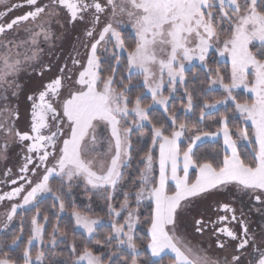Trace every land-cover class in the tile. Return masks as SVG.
Segmentation results:
<instances>
[{"label": "snow or ice", "instance_id": "1", "mask_svg": "<svg viewBox=\"0 0 264 264\" xmlns=\"http://www.w3.org/2000/svg\"><path fill=\"white\" fill-rule=\"evenodd\" d=\"M4 3L6 0H0V4ZM25 3L32 10L0 24V37H4L0 40V87L8 85L12 96H18L21 85L9 78L21 72L22 64L40 76L51 71V67L40 65L37 71L31 63L38 61L37 51L22 54L18 50L21 45L7 39L8 31L24 22L38 25V30L29 29L30 43L37 45L41 36L44 41L53 38V21L61 28L75 26L77 21H85L87 13L91 20L84 35L91 38V43L85 61L72 60L77 72L73 73L65 64L59 68L60 75L44 83L38 94L27 96L31 102L28 131L15 127L18 112L0 108V112L8 113V120L0 122V133L12 137L26 149L18 169L20 175L7 181L18 186L0 194V202L22 198V203H13L7 211V222L26 205L36 208L27 242L23 240L21 229V234L14 235L11 243L3 246L0 264H45V231L49 217L46 214L44 223L39 221L38 198L51 195L53 207L59 205L56 214L59 219L66 208L64 197L71 195L73 188H83L90 200L93 196L103 199L109 223L78 210L72 201L68 221L71 242H68V233L62 232L58 224L53 225L47 242L53 247L66 246L69 255L63 264H109L117 253L124 264H144L140 258L148 253V264H162L166 257L170 264H244L242 257L248 249L251 251L247 264H264V236L257 243L256 236L249 233L243 210L238 217L229 204H220L219 210L231 213L230 222L238 224L241 231L237 234L228 227H220L215 232L238 241L231 259L227 256L223 260L212 259L194 251L190 241L179 231L180 213L191 207L193 198L233 193L234 198L235 194L247 196L264 206V7L261 0H119V3L117 0L103 3L101 0H49L44 5L39 0H25ZM16 7L23 5H12L0 12V19ZM62 11L66 13L63 21L60 19ZM45 16L48 17L47 27L40 23ZM102 16L108 18L97 29ZM127 27L134 33V46L126 43L124 30ZM13 48L17 49L14 54ZM212 51L227 59L230 64L227 76L207 66L206 60ZM125 53L129 83L124 84L122 77L119 83L124 86L118 90L116 74ZM112 61L115 67L105 77L102 66L108 63L111 67ZM193 61H198L205 72L207 87L201 89L202 94L222 93L223 99L213 103L205 100L202 106L194 102V94L187 90L185 79L189 70L185 62L191 65ZM134 75L143 78L138 87L146 89L135 101L130 97ZM165 85L171 94L176 92L177 86L185 89L184 111L195 114L199 107L197 120L189 124L175 113L167 115L163 123L150 119L156 105L168 113V97L161 91ZM241 88L250 94L243 103L238 102L234 92ZM148 94L152 103L142 106ZM218 105L226 107L215 121L217 131H202L206 117L221 110ZM233 106L234 111L229 116L227 111ZM237 117L245 125L250 124V128L239 127L233 132L229 122ZM136 133L141 134L136 143L142 145L139 150L144 153L140 157L143 166L135 179L130 175L126 179L124 170L132 160V137ZM234 136L251 144L249 161L238 154ZM221 137L222 159L219 155L203 161L196 158L194 149L198 142ZM0 148L6 152L7 141ZM156 163L158 179L153 175ZM190 169L194 170V179ZM3 175L9 177L12 169H7ZM52 180L59 183L60 195L53 192ZM169 181L174 184V190ZM117 193L123 196L119 207L114 204ZM133 199L136 207L132 206ZM144 200L151 205L146 246L139 244L136 236L140 222L138 209ZM87 208H91V203ZM228 220V216L218 217L221 224ZM102 228L108 231L101 237ZM205 229L202 218L194 220L196 233L203 234ZM77 238L81 243H77ZM93 242L100 247L94 248ZM21 245L22 255L14 259L9 249H19ZM216 246L223 249L225 243L217 239ZM33 247L36 248L34 257Z\"/></svg>", "mask_w": 264, "mask_h": 264}, {"label": "flooded vegetation", "instance_id": "2", "mask_svg": "<svg viewBox=\"0 0 264 264\" xmlns=\"http://www.w3.org/2000/svg\"><path fill=\"white\" fill-rule=\"evenodd\" d=\"M103 3L104 1L101 0ZM41 5L48 4L49 0H39ZM12 5H23V7H16L12 11L8 12L7 16L3 19H0V24L9 22L12 18L20 16L32 10L31 6H28L25 3V0H6V3L0 4V12L6 11L7 8H10ZM107 16L101 17V24L97 26V29L103 26V23L107 20ZM61 21L66 19V13L61 12L60 16ZM48 17L45 16L44 20L40 23H45L47 27ZM91 16L87 13L85 14V21H77L75 26L65 25L64 28H61L59 24H51V31L54 33L53 38L49 41H44L43 37L38 38V44L32 45L30 43L29 29L38 30V25L31 24L30 22H24L19 26H16L14 30L8 31L6 37L8 40L12 41L16 45H21L18 49L22 54L27 52L31 55V51L35 50L38 54V61L31 62L36 66L37 71L39 70L40 65H49L51 71L45 72L43 76L37 75L36 71H33L30 67H27L26 64L21 65V72L16 77H10L9 79H15L20 85L18 89V96H12V89L8 85L0 87V108H8L18 112L19 118L14 121L15 127L20 131H28L30 125V111H31V102L27 100L28 95L38 94L42 90L44 83H47L49 80L55 78L57 75H60L59 68L63 67L65 64L67 68L72 70L73 73L77 72L78 69L72 64L73 58L81 60L82 62L86 60V53L90 47L91 38H88L84 35L85 29L89 26V21ZM0 40H4V37H0ZM13 54L17 51L16 48L12 49ZM23 60V55L21 56ZM5 89H8L5 91ZM7 96L8 99L5 100L4 97ZM8 120L7 112H0V122ZM7 141L8 148L4 152L0 148V194L6 191H10L12 188L18 185H12L7 181H10L13 178H18L20 173L18 169L22 163V156L26 152V149L22 147L19 142L14 141L12 137H5L3 133H0V145ZM7 157L6 159L4 157ZM11 168L12 175L5 177L3 173ZM18 183H23L19 181ZM27 187V186H26ZM23 195V194H22ZM220 196V195H218ZM217 196L216 199L207 202L201 208V212L197 214V218H202L205 221L206 229L203 234L196 233L198 236L202 237V242L205 245H209L216 257L223 260L224 257L231 259V254L235 251V245L238 241H232L228 237L220 234L218 235L215 232L216 228L228 227L237 234L240 233L241 229L238 224L230 222L231 213H225L219 210L220 204H229L235 210L236 214L239 217L241 210L244 213V219L246 220L249 228V233L256 236L257 243L260 242L261 237L264 236V206L256 204L254 200L244 201L241 199L224 201V199H219ZM22 201V198H17L13 201H3L0 202V215L5 214L10 210L13 203H19ZM257 208L259 210H257ZM228 216L229 220L225 221L223 224L218 222V217ZM215 221L216 223H210ZM217 239L225 243L223 249L216 246ZM251 249L245 251L242 259L244 264H247L250 259L249 252Z\"/></svg>", "mask_w": 264, "mask_h": 264}, {"label": "trees", "instance_id": "3", "mask_svg": "<svg viewBox=\"0 0 264 264\" xmlns=\"http://www.w3.org/2000/svg\"><path fill=\"white\" fill-rule=\"evenodd\" d=\"M261 7H264V0H261ZM126 43L129 46H134V39L131 37L128 33L124 32ZM207 66L211 68L213 71L219 70L221 73H224L226 76L228 75V72L230 70V66L219 61L215 55L210 54L207 57L206 60ZM115 67V61L111 62V67L108 63H105L102 66L103 74L104 76H108L111 74V68ZM124 79V84L129 83L127 80V67H126V57L124 56V60L121 62L119 72L116 74V80L118 84V90L123 88V84H120L121 78ZM185 79L187 81V90L193 92L194 94V102L199 103L201 106L206 100L209 103H213L218 99H223L222 93H213L208 96H204L201 92V89L207 87V83L205 81V72L202 71L200 68L193 66L185 73ZM138 85H141V78L138 76H133L131 80V88L132 91L130 92V97L133 101H135L136 96L141 95L142 93H145V89L142 87H138ZM236 98L238 102H245L250 97L249 95L244 94L243 92H235ZM250 102V101H249ZM151 104V100L147 97V99L142 101V106ZM187 104V98L185 96V89L183 87H177L176 92L174 93L173 99L169 101L168 103V113H162L158 110H153L152 115L150 119L153 120L154 123H163L167 119V115L175 113L179 116L180 120L191 124L193 121L197 120L199 118V107L196 108L195 114L192 113H185L184 106ZM220 111L216 112L214 116L206 117L205 121L201 125L202 131H208V132H216L217 126L215 124V121L219 119V117L224 114V110L226 106H219ZM234 111L233 108L228 109L227 114L229 116L232 115V112ZM186 117H190L189 119H186ZM249 127V125H245L242 120H240L238 117L237 119L231 120L229 122L230 129L235 132L237 128L239 127ZM140 133H136L133 135V150H132V160L130 161L129 167L126 168L125 171V177L130 175L133 179L136 178V176L139 173L140 168L143 166L142 163H140V157L144 154L139 149L142 147V145L137 144L136 141L140 138ZM234 139L237 140V137L234 136ZM150 143V140H149ZM184 146H186V142H184ZM223 148L222 143L218 140L216 142H206L200 145H197V147L194 149L196 152V158L203 161L205 159H211L217 155L220 156L222 159L223 153L221 149ZM146 150V149H145ZM252 151V146L250 143L246 146H238L237 152L241 156L242 159L249 161L251 159L250 153ZM191 178L194 179L195 175L192 173ZM51 187L53 189V192H56L57 195H60L59 191V183L57 181L51 182ZM128 187H131V184H128ZM67 189H64V192L67 193ZM65 199V212L60 214V218L57 219V213L59 212V205L57 203L56 207H53V199L51 197H46L39 201L38 207L40 209V216L39 221L41 223H44V216L47 214L49 219L46 225V231H45V243L48 242L50 239V234L52 232V227L55 224H58L61 231H66L68 233V242H71L72 240V233H71V225L68 223L70 219V214L72 212V201H75L77 209L82 211H87L88 214L94 218H101L104 220V222L108 221V217L106 215L107 208L105 206V201L103 199H100L98 196H93L91 200L89 199V194L85 193L83 188H73L71 195H66L64 197ZM123 199V196L121 193L116 194V199L114 201V204L116 207H119V201ZM91 203V208H87V206ZM151 213V205H146L142 208L138 209V214L140 218V229H137L136 236H137V242L141 245H145L147 243V237H146V231H147V221L150 218ZM36 214V208H32L28 211H24L22 213L17 214L14 217V220L10 226L5 229L2 234L0 235V255H2L3 252V246L9 245L11 243V240L14 235L21 234V229H23L22 235L24 242H27V239L29 237L30 231H31V220L32 217ZM108 229L102 228L100 229V236L102 237ZM57 237L59 239L60 234L57 233ZM77 243H81L79 238H77ZM94 248H99V245H96L95 242H93L92 245ZM65 245L59 244L56 247L53 248H46V259L45 264H63V262L68 258L69 253L65 251ZM50 249V250H48ZM23 245L19 249H9V255L12 256L14 259L16 257H19L22 255ZM36 248H32V255L35 256ZM103 251L107 252V249H103ZM150 258V254L148 253L146 256H141V260L144 261V264H148ZM109 264H124L122 259H119V253L114 255L109 262ZM162 264H170L169 259L166 257Z\"/></svg>", "mask_w": 264, "mask_h": 264}, {"label": "rangeland", "instance_id": "4", "mask_svg": "<svg viewBox=\"0 0 264 264\" xmlns=\"http://www.w3.org/2000/svg\"><path fill=\"white\" fill-rule=\"evenodd\" d=\"M102 1L105 2V0H102ZM117 2L119 3V0H117ZM124 19L126 20L127 18L124 17ZM124 32L128 33L134 39V33L132 32V29L130 27H127L124 30ZM221 39H223V34H221ZM252 51L255 53L256 52V49L253 47L252 48ZM210 54L215 55L216 58L219 61H221V62H223V63H225V64H227V65L230 66V64L227 62V59L225 57L218 56L214 51L210 52L209 55ZM124 56L126 57L127 54L125 53ZM185 64H186V68H188V69H190L193 66H196V67H198V68L201 69L200 64H199L198 61H193L191 65H189L187 62H185ZM127 75H128V72H127ZM140 78H141V85H142L143 78L142 77H140ZM161 91H162L164 97H168V101H167V107H168V103H169V101H171L173 99L174 94H171V90L167 87V85H165V87ZM234 92H243L244 94L250 96V94L247 93V92H245L242 88L241 89H236V90H234ZM145 93H146V89H145ZM147 97L151 100V95L150 94H148ZM151 103H152V100H151ZM155 110H158V111H160L162 113H165L164 112V109L161 106H159V105H156L155 106ZM249 126H250V124H249ZM218 140L223 145V139H222V137L219 138V139L206 138V139H203L201 142H198V145L203 144V143H206V142H216ZM248 143H249L248 141L241 140L239 137H237V140H236L237 147L238 146H246V145H248ZM156 157L158 158V150L156 151ZM154 169H155V171H154V174L153 175L158 179V176H159V166H158V163L154 164ZM192 173H194V170H191L190 169V175ZM180 174L182 175V171L180 172ZM53 181H56V180H52L51 182H53ZM169 186H170L171 189L174 190V184H172L171 181H169ZM218 195H220V196H218V198L219 199L222 198V199H224V201L237 200V199H241V200H244V201L246 200L247 202L248 201H251L247 196H240L239 194H235V198H234V194L233 193H229V194H218ZM46 197H51V195L45 194L44 196L39 197L38 200L40 201V200H42V199H44ZM205 199L193 198V204L191 205V207L190 208H185L180 213V225H181V227H180L179 231H180L181 235L185 236L186 239L188 241H190L191 246L193 247L194 251H196V252H198V253H200L202 255H207V256H209L212 259H218V257H216L214 255V252H213L212 248L208 244L205 245V243L202 242V237L198 236L195 233V230H194V220L197 218L196 217L197 214L199 212L203 211V210H201V208H199L197 206H199V203L200 202H203L204 203V200ZM19 203H22V201L19 202ZM131 203H132V206L133 207H136V204H135V200L134 199L131 201ZM205 203L207 204V202H205ZM146 205H150V202L148 200L142 201L139 208H142V207H144ZM32 208H34V207H32L31 205H26L24 208L18 209L17 210V214L22 213L24 211H28V210H30ZM257 210H258V208H257ZM6 214H7V212L5 214H3V215H0V235L2 234V232L5 229H7L10 226V224H12V222L14 220V217L17 215L16 214L13 217V220L11 222H7ZM105 223H109V220L106 221ZM5 224H7V227H5ZM140 227L141 226L138 223L137 229H140ZM45 248H53V246L50 245V244H48V243H45ZM218 260H220V259H218Z\"/></svg>", "mask_w": 264, "mask_h": 264}, {"label": "crops", "instance_id": "5", "mask_svg": "<svg viewBox=\"0 0 264 264\" xmlns=\"http://www.w3.org/2000/svg\"><path fill=\"white\" fill-rule=\"evenodd\" d=\"M217 196H218V195H214V196H211V197L206 198V199L204 200V203H203V202H200V203H199V206H197V207L202 208L203 205L205 204V202L212 201L213 199H216Z\"/></svg>", "mask_w": 264, "mask_h": 264}]
</instances>
